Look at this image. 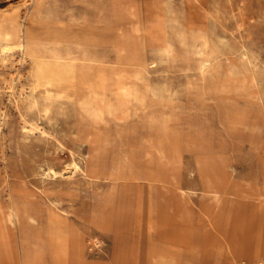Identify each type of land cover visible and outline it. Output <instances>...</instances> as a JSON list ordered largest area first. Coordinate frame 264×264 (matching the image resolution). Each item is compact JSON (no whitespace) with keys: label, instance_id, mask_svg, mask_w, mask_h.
Masks as SVG:
<instances>
[{"label":"rangeland","instance_id":"374dc122","mask_svg":"<svg viewBox=\"0 0 264 264\" xmlns=\"http://www.w3.org/2000/svg\"><path fill=\"white\" fill-rule=\"evenodd\" d=\"M116 52L138 55L115 65L141 90L131 147L100 121ZM83 57L88 112L36 84ZM1 155L0 264H264V0H0Z\"/></svg>","mask_w":264,"mask_h":264},{"label":"bare ground","instance_id":"6f19581e","mask_svg":"<svg viewBox=\"0 0 264 264\" xmlns=\"http://www.w3.org/2000/svg\"><path fill=\"white\" fill-rule=\"evenodd\" d=\"M71 26H73V25H71ZM76 40L79 41V42H83L84 43V41H88V40L90 41V40H93V38L89 37V38L84 39V40L80 39V38H77ZM17 47L19 48V52L24 54V44L21 43ZM4 48H5V46H4ZM137 58H138V55H136V54H130V55L124 54L123 55V54H118L116 52V57H115L113 63L108 66V78H107V82H106V86H105V101H104L103 109L100 112V121L103 124H107L108 122L112 123L113 120H120V121L124 120V121H126V123L124 125H120L117 128L118 129L117 132L119 134V137L121 138L122 143L126 147L127 146H130V147L133 146V143L131 142V140H130L131 138L130 137L132 136V134L138 132L137 130H136V132H134L135 131L134 122H128V118L133 116V115L134 116L138 115V107H139V103H140L141 90L138 89V88L132 87V86H130L127 89H121L119 87V85L117 84V81H116L118 70L115 67V65L131 64ZM36 63L39 66V69H44L46 71V73H40L36 77V84L38 86L43 87L44 91L46 93H52V94H54L56 96H59V97L65 98V99H74V100H76L79 103V105L82 107V109L85 112H88L92 108L93 96H94V92H95V89H96L97 74H98V65H97L96 62H94L92 59H89L87 57H83V58H75V59H72L70 61L60 60V59L37 60ZM10 85H11V83H10ZM9 89H10V87H9ZM22 91L24 92V90H22ZM56 98H58V97H56ZM159 100H162V99H159ZM155 102H156L155 100H152L149 103L148 113H147V115L145 114L147 116V120L146 121L149 120L148 123H149V126L151 127V131H153L154 133H159L162 136V138L164 139V137L168 133V131L170 129H174V128H171V124L173 122H172V120L165 121V120H162L161 118H155V119L151 118L152 117L151 113H152L153 107L155 106ZM84 111H83V113H84ZM174 111H175V108L174 107H172V108L170 107V109H169L170 114H174ZM89 113H92V111L89 112ZM91 118H93V117H91ZM144 123H145V121L143 122V124ZM192 123H193V121H192ZM137 126H138V124H136V127ZM143 128H144V126H143ZM146 128H148V127H146ZM236 132H237V130H236ZM233 134H235V133H233ZM153 137H151V138H153ZM157 139H158V137H157ZM152 141H153V139H152ZM159 144H161V143H159ZM161 146L159 145L158 147L160 148ZM158 147L154 148V149H156V152H158L159 155L161 154V157L163 159L162 147L160 149H158ZM193 149L191 148L190 151H192ZM134 153H135V151H133V150L124 151L122 154L116 156L115 158H111V161H110L111 163L110 164L112 165L114 170H115V168H121V169H123V172L127 171V172L131 173V170H132L131 168L134 165V161L132 159L133 158L132 156L134 155ZM159 155H158V157H159ZM0 157H2V155ZM142 157H143V155H142ZM145 157L147 158L148 156L145 155ZM151 157H152V155H151ZM160 160H161V158H160ZM138 161H139V158H138ZM147 161H148V159H147ZM157 161H158V159H157ZM136 171H138V170L136 169ZM107 173H105V174H107ZM137 174H139V173H137ZM129 178L130 177H127V179H129ZM113 199L111 197V200L115 201ZM103 204H105V203H103ZM103 204H101V205H99V206H97L95 208L94 216H95L96 219L103 217V214L101 212ZM12 214H14V213H12Z\"/></svg>","mask_w":264,"mask_h":264},{"label":"crops","instance_id":"0c3cea01","mask_svg":"<svg viewBox=\"0 0 264 264\" xmlns=\"http://www.w3.org/2000/svg\"><path fill=\"white\" fill-rule=\"evenodd\" d=\"M158 103L166 104L165 102H161V101H159ZM166 105H168V104H166ZM168 106H170L171 108L173 107V106H171V105H168ZM172 126L175 127L174 125L171 124V128H173Z\"/></svg>","mask_w":264,"mask_h":264}]
</instances>
